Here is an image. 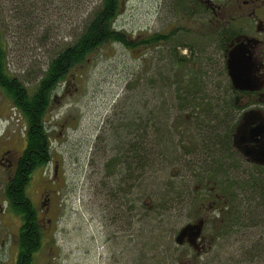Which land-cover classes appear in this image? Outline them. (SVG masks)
Masks as SVG:
<instances>
[{
	"label": "rangeland",
	"instance_id": "374dc122",
	"mask_svg": "<svg viewBox=\"0 0 264 264\" xmlns=\"http://www.w3.org/2000/svg\"><path fill=\"white\" fill-rule=\"evenodd\" d=\"M17 3L0 0L6 60L9 72L31 91L50 58L75 40L88 8L81 0L26 1L25 12L43 19L40 28L35 19L21 18ZM121 5L114 27L130 35L131 41L174 32L172 42L147 47L107 43L56 87L44 120L51 163L33 173L27 195L39 211L45 191H51L57 212L51 226H45L34 264H180L184 249L188 250L187 245L177 246L174 236L194 210L185 200L176 204L171 194H161L170 182L186 196L203 174L191 160L183 164L180 153L170 152L171 146L162 143L153 150L149 141L156 143L152 131L160 121L167 129L164 142L169 139L173 149L179 142L186 149L193 147L191 110L179 103L182 92L177 88L183 86L171 85L183 82L186 75L182 67L173 74L170 67L176 44H188L190 39L185 29L176 33V27L190 25L176 17L171 0H122ZM184 47L178 51L186 56L187 67L192 61ZM160 73L171 80L162 84ZM207 133L199 136L200 143L211 141ZM24 135L23 117L0 93V140L9 138L12 148H18L25 143ZM140 136L148 139L144 154L150 165L144 171L130 168L126 153L129 140ZM158 149L163 155L155 153ZM197 152L201 155L200 149ZM242 180L223 181L231 198L234 194L227 204L232 203L229 209H234L239 223L224 236L214 237L196 264H264V204L258 196L252 200L241 192ZM4 186L0 172V264H14L20 216L5 207ZM206 189L200 186L196 195ZM111 190L115 199L129 190L124 207L117 203L120 199L112 202ZM160 201L164 206L158 205Z\"/></svg>",
	"mask_w": 264,
	"mask_h": 264
},
{
	"label": "flooded vegetation",
	"instance_id": "af4514ba",
	"mask_svg": "<svg viewBox=\"0 0 264 264\" xmlns=\"http://www.w3.org/2000/svg\"><path fill=\"white\" fill-rule=\"evenodd\" d=\"M171 3L176 17L187 20L190 25L189 29L176 27V33L185 29L190 34L189 43L178 46L183 45L188 50L192 66L208 70L210 91L196 96L199 131L201 134H208L211 130L227 132L225 137L229 147L224 150L225 153L216 151L217 170L212 171L210 156L205 151L206 144L202 140L200 143L203 163L200 179L203 182L198 181L187 192V207L193 208L194 213L185 224L201 222V231L192 244L187 238L181 244L175 241L179 247L187 245L190 251L184 249L180 264H196L214 237L224 236L230 231L228 223L233 215L227 205L225 179L235 178L238 181L243 177L249 178L259 190L255 196L264 204V187H258L259 179L264 183V0H181L180 4L178 0H171ZM157 34L169 36L170 32ZM179 47L178 50L181 49ZM229 70L235 75L238 86L234 85ZM208 117L212 121L207 126ZM24 141L22 147L12 148V140L6 137L0 140V172L4 175L5 185L2 200L8 210L6 190L12 185L19 159L25 151L26 139ZM220 146L215 145L216 149ZM202 183L207 189L195 200L194 193L204 186ZM45 192L46 198L40 202L39 211L33 203L34 219L41 227L42 235L46 224L51 226L57 212V203L51 200V191ZM110 199L113 203L118 200L114 199L113 190ZM21 223L20 216L19 227Z\"/></svg>",
	"mask_w": 264,
	"mask_h": 264
},
{
	"label": "trees",
	"instance_id": "16d2710c",
	"mask_svg": "<svg viewBox=\"0 0 264 264\" xmlns=\"http://www.w3.org/2000/svg\"><path fill=\"white\" fill-rule=\"evenodd\" d=\"M26 1L30 0H11V2H18L17 6H15V10H18V14L21 16V18L29 19L31 22L36 17L31 18V14L25 12L24 8L26 7ZM178 1V4H180L181 0ZM81 2L82 5H84L82 7H87L88 9L84 10L86 11V13L81 22L82 24L79 27L80 29L75 36V40L71 44L64 46V48L58 50V52L50 58L46 69L44 70V72H42L43 74L41 78L38 80V82L34 86V89L31 91H29L25 87V85H23L19 81V79L8 70V64L6 60L7 42L5 40V33L1 28L0 21V93L9 100L12 107H15L19 111L21 117H23L24 119L26 128L24 135L26 139L25 151L22 157L19 159V167L16 170V174L11 181L12 185L6 190L9 210L12 211L15 215H20L21 219L23 220V223L20 224L16 235L17 253L14 264H34V255L41 248V243L44 237V235H42L43 233L41 227L36 223L34 219V206L29 196L27 195V192L25 191V187L29 183L28 181L31 178L30 176L32 172L39 167L48 164V162L50 161L51 154L49 148V138L47 127H45L44 125V120L45 114L50 107L52 95L56 87L61 84V82H64L67 75L71 71H73L76 66H79L80 64L86 62L88 56L91 55V53L97 51L98 48L106 45L107 43L120 42L128 47L142 44L147 47L162 42L163 40L164 42L169 44H171L172 42V39L170 38L171 34L169 36H160L159 34L154 33L148 36H143L142 38H139L137 43H134L133 41H131L130 35L127 36L126 33L122 30H117L114 27V22L117 18V14L121 10L122 0H81ZM84 2L87 3L84 4ZM91 2L95 3V5H90ZM86 4L88 5L86 6ZM34 21H36L35 23L37 27L42 28L43 19L38 18ZM175 47L172 54L174 56V59L170 64L171 72L173 74V71H175L176 68L180 66L183 68L184 74L186 76L184 77L185 79L183 82L175 80L171 83V85H177L179 83L177 86H183L182 90L180 88H177L180 90V92H182V94L179 96V103L181 104L182 102L180 108L183 109L189 107V110H191L190 118L192 120L191 124H193L190 127V129L192 130L190 141H193V147L190 149H186L181 145V142H179L180 145H175L173 149V144L170 143L169 139L164 142L165 137H163V135H165L167 129L164 128L163 124H161L160 121H158V123L156 122V126H153L154 131H152V133H154L153 135L156 137V143L153 142V140L149 141V143L151 144V148L153 150L155 149V146L158 147L162 143H164L166 146H171L172 151L170 152L176 154L177 152L180 153L179 157L181 156L180 159L185 165H187L186 163H188V159L191 160L194 163L193 167L198 169V173L201 171V174L203 172V163L200 158V153L197 152L200 149V141L198 138L201 133L199 131L200 124L197 120L198 113L196 112L195 104L198 100V98H196L197 95L207 94L210 91L208 87V70L201 68L200 66L197 69L192 66V63L190 66L185 67L186 56L179 55L178 49ZM190 61L192 60L190 59ZM167 77V75H162L160 73L159 81L162 84H167L171 80L170 77ZM209 117L208 121H212V119ZM208 123L209 122H207L206 124L207 126ZM226 134L227 132L225 131L217 132L216 130H211L209 137L213 142H209H211L212 146H208L209 142L204 140L206 142L205 151L207 152V156H210L209 159L212 163V165H210V169L212 171L217 170V166H215L217 155L216 151L218 150L225 153L224 150L229 149V147H227L225 137ZM147 140L148 139L144 138V136H140L139 138L134 137L133 140L131 139L129 140L130 142H128L126 153L131 158V162L128 163V166L130 168L133 166L132 169L136 171H144L146 167L150 165L148 164L149 160L147 158V155L144 154V152L146 151ZM217 144L221 145L219 149H216L215 147V145ZM146 153L150 154L149 152ZM155 153L163 155V151L161 149H158V151H155ZM194 156L195 159L191 158ZM167 158L168 156H166V159ZM163 160L164 158L162 159V161ZM190 167L191 169L193 168L192 166ZM185 175L188 174L185 172ZM258 182H260L258 184V187L260 185L264 187V183L260 179ZM239 183L238 184L241 188V192L248 193L251 197L250 199L255 200V192L259 191L258 188L255 187V183L252 184V182H250V179L247 177H243L242 182ZM165 188L166 192L164 194H161V196H164L165 194H171L170 197L172 202H176L177 204L181 203L182 200H185L188 206L189 198L187 193L186 196H183L180 191H177V186L172 185L170 182L168 187ZM128 193L129 190H125V192L122 193V196L118 198L120 199V201H117V203L120 204V206L124 207L126 205L125 198ZM228 193L229 191L227 190V188H225V194L227 195V197L234 200V194L232 193L231 198L230 194ZM196 194L197 193H194L195 200H198V195ZM178 198H180L181 200L177 202V200H179ZM163 203L164 202L160 201L158 205L164 206ZM193 203L195 204V201ZM229 205L232 206V203H230ZM132 206L133 205L128 206L129 209H132ZM232 210L233 211H231V214L233 215V219L228 223L230 227H232V224L234 223H239L238 220L240 219L238 216L234 215L233 208ZM49 250H51V248Z\"/></svg>",
	"mask_w": 264,
	"mask_h": 264
},
{
	"label": "water",
	"instance_id": "95a60500",
	"mask_svg": "<svg viewBox=\"0 0 264 264\" xmlns=\"http://www.w3.org/2000/svg\"><path fill=\"white\" fill-rule=\"evenodd\" d=\"M231 69V68H230ZM229 74L231 75V78L233 80V83L235 86L237 85V79L235 75L232 73V71L229 70ZM201 222L200 223H191V224H185L180 228V231L177 233V235L174 237V240L177 242V244H181L184 240V238H187L188 241L192 244L197 235L201 231ZM189 264V263H185Z\"/></svg>",
	"mask_w": 264,
	"mask_h": 264
}]
</instances>
